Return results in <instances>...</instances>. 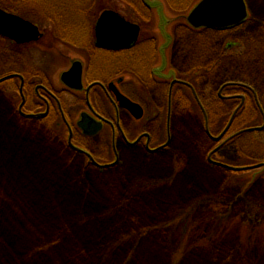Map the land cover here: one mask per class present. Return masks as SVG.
<instances>
[{"label":"rangeland","instance_id":"rangeland-1","mask_svg":"<svg viewBox=\"0 0 264 264\" xmlns=\"http://www.w3.org/2000/svg\"><path fill=\"white\" fill-rule=\"evenodd\" d=\"M27 1L0 0V7L25 3L16 13L38 24L45 36L24 45L0 38V72L12 70L10 49L34 66L50 64L51 73L59 76L69 63L59 56L53 62V52L79 56L76 45L85 42V31L94 30L106 9L142 26V47L169 45L170 55L171 46L182 51L193 45L195 51L198 45L184 26L201 0H147L152 10L143 0H59L66 4L57 8L63 16L59 30L49 18L57 16L44 12L47 0ZM173 1L177 7L170 5ZM246 1L249 22L235 31L244 33L245 47L224 52L243 56L224 61L218 79H257L264 112V0ZM132 3L142 6L146 17ZM186 4L188 9L178 12ZM20 68L21 62L14 66ZM20 99L0 96V264H264V168L241 172L228 167L264 162V131L228 141L211 158L214 164L208 163L214 142L189 105L193 113L178 114L169 133L164 123L157 140L165 143L170 135L174 155L148 157L141 149L119 148L120 167L100 172L85 168L64 149L68 133L59 116L23 117L15 110ZM261 108L250 102L229 133L262 126ZM226 109L224 122L232 112L229 105ZM217 118L210 114L213 136L223 127V118Z\"/></svg>","mask_w":264,"mask_h":264},{"label":"flooded vegetation","instance_id":"flooded-vegetation-1","mask_svg":"<svg viewBox=\"0 0 264 264\" xmlns=\"http://www.w3.org/2000/svg\"><path fill=\"white\" fill-rule=\"evenodd\" d=\"M143 3L153 9L147 0H143ZM249 17L241 25L227 30L184 26L189 28L185 30L186 35H191L193 42L197 40L196 50L194 51L193 45L190 49L187 46H177L183 47L182 51L176 49V46H171L170 55L166 50L169 45L142 47V28L138 41L131 48L100 47L97 45L94 27L93 31H85L88 33L84 38L85 42L76 45V50L80 51L79 56H72L63 50H59L56 55L52 51L56 55L52 54L53 62H56L55 59L59 56L69 63L59 76L51 73L53 67L50 64L34 66L24 60V55H18V51L9 49L7 53L13 54L12 70L0 72V96H21L15 110L23 117L42 119L59 116L68 133L67 140L65 137L62 140L64 149L69 151L74 159H80L85 168L93 167L100 172L120 167L122 162L119 148L128 152L131 149H141L148 157L168 153L174 155L175 153L170 151V135L167 142H157L164 131L162 126L165 123L169 133L178 114L193 113L189 108V105H193L194 116L201 130L208 140L214 142V145L208 148L207 159L208 163L214 164L211 158L215 157L228 141L239 137L229 133L236 123L237 116L247 110L250 102L257 110L261 106L258 98L260 94L256 88L257 79L256 83L218 79L219 75L221 76L218 70L224 61L243 56L241 53L224 52L226 49L228 51L245 47L242 39L244 33L235 31L246 25ZM40 30L43 38L45 32L42 28ZM67 34L69 32L64 30V35L69 36ZM2 37L0 35V38ZM9 40L17 45L29 44ZM168 40L172 41L170 38ZM227 40L229 43L226 45ZM151 41L153 40L150 39ZM3 48L0 43V59H3ZM194 53L195 56L189 57V60V54ZM245 53L249 55L251 51L246 48ZM195 57L198 59L195 60ZM7 61L8 59L5 62ZM20 62L22 68L14 69ZM76 62L81 64L79 81L76 76L64 79V73ZM3 63L4 61L0 60V69ZM238 69L241 75L242 66ZM5 82L8 83L4 84ZM119 96L138 104L142 108V116L137 118L130 108L122 105ZM213 96H217V99L211 101ZM228 105L232 111L230 118L238 112L225 135L216 141L211 136V124H215V120H210V114L215 113L216 118L221 119L222 113L227 112ZM76 114L77 120L74 119ZM84 116L89 122H96L94 129L97 130L94 133H86L79 125ZM228 123L229 121L224 122L223 118L220 124L223 127L214 137L220 136Z\"/></svg>","mask_w":264,"mask_h":264},{"label":"water","instance_id":"water-1","mask_svg":"<svg viewBox=\"0 0 264 264\" xmlns=\"http://www.w3.org/2000/svg\"><path fill=\"white\" fill-rule=\"evenodd\" d=\"M248 17V6L246 0H201L189 13L188 22L194 28H209L223 30L242 24ZM97 45L104 48L122 49L131 48L138 41L141 26L128 20L120 12L107 9L99 16L96 26ZM0 35L15 40L18 43H28L38 41L43 33L40 28L31 20L26 19L18 14L8 12L0 7ZM80 63L76 62L73 67L66 73L63 78L68 79L70 76H76L78 81L81 78ZM6 79V78H4ZM122 105L131 109L137 118L142 116V108L124 96H119ZM32 116V115H29ZM42 117L41 115H33ZM235 114L231 118L226 130L213 138L219 141L230 128ZM96 122H89L86 116L83 117L79 125L92 134L97 129ZM260 127L247 128L239 133L260 131ZM264 166V163L254 166L229 167L233 170L243 171Z\"/></svg>","mask_w":264,"mask_h":264},{"label":"trees","instance_id":"trees-1","mask_svg":"<svg viewBox=\"0 0 264 264\" xmlns=\"http://www.w3.org/2000/svg\"><path fill=\"white\" fill-rule=\"evenodd\" d=\"M21 1H24V2H28L27 0H21ZM174 3L170 4L171 6H174V7H177V5L175 4L176 1H173ZM182 3V2H181ZM8 8L7 7H3L4 9L10 11V12H14L16 13L17 10L19 11L20 7H24L25 3L23 2H20V3H11V2H8ZM60 5H63L64 7L66 6L65 3L63 2H59V0H47V3L46 4H43L42 3V6L44 8V12L47 14V15H53L54 13V16H57V17H49L50 19H52L53 21V24H55L58 28V30L60 29V25H62L63 23V16L62 14H60L61 12L58 11L59 9V6ZM143 7H145V5L142 3ZM132 8L142 17H146L147 14H144L146 11L145 9L142 8V6H139V4L137 3H132ZM188 4H186V6L180 8V10H178V12H182L186 9H188ZM19 8V9H18ZM58 8V9H57ZM149 10V9H148ZM63 13V12H62ZM66 11L63 13V15H65Z\"/></svg>","mask_w":264,"mask_h":264}]
</instances>
